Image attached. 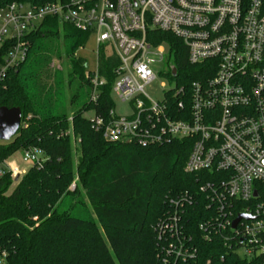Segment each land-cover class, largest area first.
<instances>
[{"label":"built area","instance_id":"built-area-1","mask_svg":"<svg viewBox=\"0 0 264 264\" xmlns=\"http://www.w3.org/2000/svg\"><path fill=\"white\" fill-rule=\"evenodd\" d=\"M49 17L89 32L97 39L98 54L108 48L119 59L112 93L130 106V114L118 115L115 107L107 116L91 110L86 116L91 113L92 128L108 142L149 146L190 140L185 172L207 178L200 192L212 209L200 223L205 239L218 237L227 254L264 264V0L15 2L0 9V82L26 61L28 35ZM155 29L178 37L189 63H209L206 71L213 74L186 85L175 80L170 64L165 75L171 72L175 84L162 99L152 98L146 92L156 79L152 65L169 57L168 46L148 41V30ZM91 82V101L97 103L105 83L98 67ZM67 134L78 147L81 140L73 130ZM48 159L41 148L23 149V160L33 166L42 167ZM6 172L20 176L14 165L0 166V176ZM70 189H76V181ZM191 200L175 201V211L155 225L160 264H189L197 255L178 212ZM240 215L250 218L234 226ZM6 258L3 251L0 264H7Z\"/></svg>","mask_w":264,"mask_h":264},{"label":"trees","instance_id":"trees-1","mask_svg":"<svg viewBox=\"0 0 264 264\" xmlns=\"http://www.w3.org/2000/svg\"><path fill=\"white\" fill-rule=\"evenodd\" d=\"M52 1L0 0V9L15 2L43 5ZM89 37V32L70 23L46 18L28 35L26 61L0 82V107L22 110L19 132L10 141L0 142V166L17 151L32 147L49 157L42 167L32 166L17 180L10 172L0 176V256L7 253V264H160L155 225L175 211V201L187 196L191 202L179 205L178 212L197 248L189 264L209 260L252 264L227 254L218 237L205 239L200 223L212 209L200 192L207 178L203 173L185 172L190 140L149 146L108 142L92 128L87 112L107 116L115 107L112 89L119 59L100 48L98 71L105 83L93 103L92 71L76 55ZM147 37L154 45L168 46V62L176 68L178 82L190 85L213 74L206 71L209 63H189L186 47L173 34L155 29L148 30ZM7 49L8 45L1 54ZM53 56L66 57L67 80L76 87L70 113L66 76L49 69ZM168 75L174 80L171 72ZM70 129L81 140L78 147L66 135ZM75 181L76 189L71 190ZM222 255H226L225 263Z\"/></svg>","mask_w":264,"mask_h":264},{"label":"rangeland","instance_id":"rangeland-1","mask_svg":"<svg viewBox=\"0 0 264 264\" xmlns=\"http://www.w3.org/2000/svg\"><path fill=\"white\" fill-rule=\"evenodd\" d=\"M63 42V39L61 40ZM105 54L110 55L112 52L110 49L106 48ZM76 55L78 57H81L86 61L87 64V71H95L98 67V43L97 39L94 35H90L87 43L84 45V47H81L77 50ZM171 62V60H170ZM169 63L166 59L163 62H156L153 63L152 69L156 73V79L154 82L147 86L146 92L155 99H162L164 91L171 88L175 83H171L169 78L165 75L166 70L169 68ZM67 60L66 57L63 56V58H58L57 56L52 57V61L49 65L50 71L55 74V72L64 73L66 76L67 73ZM66 76V80H67ZM53 82V81H51ZM77 82V81H76ZM67 83V111L70 113L73 109V103L71 102L73 95L76 92L75 86H70L69 81H66ZM89 93L88 89H85L83 91V95H87ZM114 101H115V111L118 115H128L130 114V106L126 103L121 102L118 97L114 94L113 95ZM88 117L91 116V113L87 114ZM2 142V141H0ZM76 162L80 160V154L79 152L76 153L75 156ZM14 165L18 167L20 171V176L24 175L32 166V162H26L23 160V150L17 151L15 154H13L5 163L2 164L3 168L8 169L9 166ZM14 189V185L11 187L10 191ZM76 198V197H75ZM87 206L90 208V204L87 202ZM90 214L95 217L92 208H90ZM102 231V229H101ZM103 232V231H102ZM104 234V233H103Z\"/></svg>","mask_w":264,"mask_h":264},{"label":"water","instance_id":"water-1","mask_svg":"<svg viewBox=\"0 0 264 264\" xmlns=\"http://www.w3.org/2000/svg\"><path fill=\"white\" fill-rule=\"evenodd\" d=\"M172 74L176 75L177 70L173 68ZM22 122V110L19 107L8 108L5 106L0 107V141H10L19 132ZM19 176L15 178L17 180ZM249 216L240 215L234 221V226L240 221L241 218Z\"/></svg>","mask_w":264,"mask_h":264}]
</instances>
